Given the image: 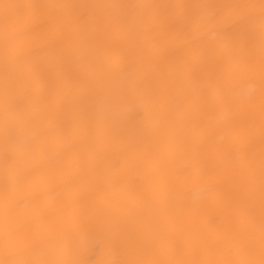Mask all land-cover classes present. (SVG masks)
Here are the masks:
<instances>
[{
  "label": "snow or ice",
  "instance_id": "6c2138e0",
  "mask_svg": "<svg viewBox=\"0 0 264 264\" xmlns=\"http://www.w3.org/2000/svg\"><path fill=\"white\" fill-rule=\"evenodd\" d=\"M117 9L125 11L118 14L113 11ZM0 14L5 21L0 124L4 189L7 194L32 185L38 175L42 185L11 203L6 195L0 264H87L60 258L59 235L34 228L35 218L27 216L25 209L48 192L62 190L70 193L61 205L68 220L95 212L96 204L89 203L85 193L72 194L74 185L87 184L101 170H111L113 184L119 183L126 171L124 136L131 133L135 140L148 135L146 130L133 132L122 117L127 99H144L161 121L169 120L170 101L146 91L135 74L139 65L161 63L173 49L185 76L200 65L212 71L206 93L186 97L189 106L203 109L222 104L248 112L245 125L217 119L214 111L194 122L186 140L187 162L177 170L184 182L214 171L243 177L242 197L222 200L211 196L212 188L207 186L210 198L204 208H227L230 217L242 215L244 224L221 220L212 228L217 238L195 248L180 233H163L159 220L141 223L132 233L117 228L106 243L116 253L127 249L131 258L98 264H264V0L197 5L0 0ZM13 17L26 21L22 31H8ZM226 20L232 22L230 34L224 29ZM37 30L50 39L38 48L25 45L21 37ZM114 35L126 37L127 46L114 42L105 47L104 41ZM242 72L258 79V165L250 152L255 139V101L240 98L229 87V80ZM114 78L121 80V89L113 87ZM144 118L143 110L136 113L138 121ZM213 119L224 129L226 143L209 152L205 143ZM42 215L51 220L55 210ZM212 250L225 258H193Z\"/></svg>",
  "mask_w": 264,
  "mask_h": 264
},
{
  "label": "bare ground",
  "instance_id": "6f19581e",
  "mask_svg": "<svg viewBox=\"0 0 264 264\" xmlns=\"http://www.w3.org/2000/svg\"><path fill=\"white\" fill-rule=\"evenodd\" d=\"M8 3H71V4H226V3H258L259 0H7ZM123 14L125 10H113ZM180 12L182 10H176ZM23 19L13 17L8 21V31H22ZM232 22L226 20L224 29L230 34ZM5 21L0 14V124L4 117V86H3V41ZM211 35V34H210ZM46 39H50L39 30L21 37L25 45L39 47ZM126 37L114 35L104 41L105 47H112L118 42L126 47ZM179 54L172 50L161 63L146 62L138 66L136 79L142 82L146 91H155L170 101L171 111L168 121L151 111L147 101L130 98L123 106L122 117L128 122L129 128L135 132L146 130V137L131 139V133L124 136L127 150L122 154L126 163V171L118 184H113L111 170H101L88 178V183L74 185L72 194L85 193L89 203L96 204L93 214L83 217L77 215L75 221L66 218L61 205L66 203L70 193L62 190L50 191L38 201L30 202L25 209L27 216L34 217L33 227L48 230L59 235L58 253L60 258L83 260L87 264H98L114 258H131L127 250L114 252L106 243L111 230L119 229L124 233H132L137 226L151 220H159L163 233H180L184 240L193 246H201L217 238L212 230L221 220L231 219L233 223L244 224V218L229 216L227 208L205 209L204 205L210 198L207 186H211V196L225 200L229 196H243L241 176L224 174L222 171L212 172L207 176L184 182L177 175L188 159L186 140L192 134V125L204 119L209 111H214L215 118L225 121H237L241 125L248 122V112L243 107H225L215 104L203 109L189 106L186 97L195 92L202 96L206 93L212 71L200 65L193 69L190 76H185L180 67ZM227 65H225V70ZM113 87L121 89L123 84L114 78ZM229 87L243 99H251L256 105L255 139L250 152L259 160L261 141L259 136V93L258 79L250 73L242 72L235 79L229 80ZM143 110L145 118L136 119V113ZM226 136L222 127L216 126L215 119L209 125L205 148L209 152L225 145ZM2 146V142H0ZM247 147V145H246ZM227 167V165H226ZM107 169V165L105 166ZM42 187L40 176L29 186L10 191L4 189L3 170L0 165V240L4 223V206L6 195L9 203L38 191ZM48 210H55L54 217L49 220ZM73 223L77 227H73ZM193 258L223 259L219 250L196 253Z\"/></svg>",
  "mask_w": 264,
  "mask_h": 264
}]
</instances>
